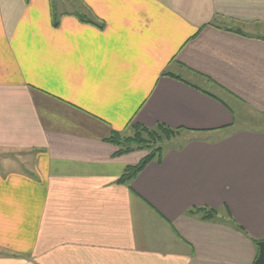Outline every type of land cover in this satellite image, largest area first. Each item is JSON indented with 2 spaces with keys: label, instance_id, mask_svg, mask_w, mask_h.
I'll use <instances>...</instances> for the list:
<instances>
[{
  "label": "crops",
  "instance_id": "obj_1",
  "mask_svg": "<svg viewBox=\"0 0 264 264\" xmlns=\"http://www.w3.org/2000/svg\"><path fill=\"white\" fill-rule=\"evenodd\" d=\"M243 108L264 118V0H0V150L21 157L0 264H253L264 130ZM157 124L186 137L119 184L141 156L108 139Z\"/></svg>",
  "mask_w": 264,
  "mask_h": 264
},
{
  "label": "trees",
  "instance_id": "obj_2",
  "mask_svg": "<svg viewBox=\"0 0 264 264\" xmlns=\"http://www.w3.org/2000/svg\"><path fill=\"white\" fill-rule=\"evenodd\" d=\"M131 130L134 132L132 137H124L121 134L113 133L108 139V142L117 147L116 154H130L136 151H142L143 149L149 150V148H151L152 151L143 157L137 164L126 166L122 175L117 180L119 184L130 183L147 164L153 161H160L162 148L156 147L153 149L154 140H160L159 134H161L164 139L169 140L180 132L179 130L170 129L162 124H157L153 128L133 125ZM189 212L201 215V218L204 220L212 219L215 216V212L209 209H192Z\"/></svg>",
  "mask_w": 264,
  "mask_h": 264
},
{
  "label": "rangeland",
  "instance_id": "obj_3",
  "mask_svg": "<svg viewBox=\"0 0 264 264\" xmlns=\"http://www.w3.org/2000/svg\"><path fill=\"white\" fill-rule=\"evenodd\" d=\"M72 2H64L61 3L59 2H55L53 3V10L56 9V7L59 8V6H61V8L63 9H70ZM262 116H257L254 115L252 113V111L248 110L247 108H243L242 109V115H241V121H238L237 123V128L239 129H247V130H264V118ZM134 134V132L132 130H130L129 133L123 134L124 137H132ZM160 136V140H154V144H153V149L156 147H161L162 150H166L167 148H169L172 145H176L181 139L185 138L186 135L185 134H177L176 136L172 137L169 140L164 139L163 136H161V134H159ZM152 151L151 148L148 149H143L142 151H136L133 153H138L140 154L141 158L139 159V161L145 157L148 153H150ZM21 158L18 155H13V154H6L5 152L0 150V165L2 160L8 159L7 161H5V163L13 166L16 169H19V165L17 164V160ZM138 161V162H139Z\"/></svg>",
  "mask_w": 264,
  "mask_h": 264
},
{
  "label": "water",
  "instance_id": "obj_4",
  "mask_svg": "<svg viewBox=\"0 0 264 264\" xmlns=\"http://www.w3.org/2000/svg\"><path fill=\"white\" fill-rule=\"evenodd\" d=\"M257 257L253 264H264V239L257 242Z\"/></svg>",
  "mask_w": 264,
  "mask_h": 264
}]
</instances>
